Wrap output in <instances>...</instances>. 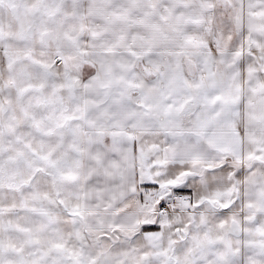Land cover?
Masks as SVG:
<instances>
[{"label": "snow or ice", "instance_id": "obj_1", "mask_svg": "<svg viewBox=\"0 0 264 264\" xmlns=\"http://www.w3.org/2000/svg\"><path fill=\"white\" fill-rule=\"evenodd\" d=\"M0 264H264V0H0Z\"/></svg>", "mask_w": 264, "mask_h": 264}]
</instances>
